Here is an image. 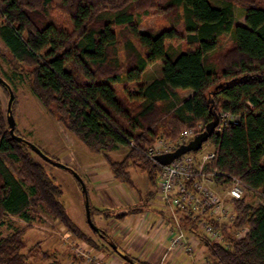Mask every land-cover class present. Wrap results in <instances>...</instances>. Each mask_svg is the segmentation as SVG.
<instances>
[{
  "label": "trees",
  "instance_id": "1",
  "mask_svg": "<svg viewBox=\"0 0 264 264\" xmlns=\"http://www.w3.org/2000/svg\"><path fill=\"white\" fill-rule=\"evenodd\" d=\"M235 4L245 11L244 23L236 22ZM148 8L170 16L171 26L140 30L141 11ZM0 21V38L15 66L6 74L8 81L1 77L10 85L12 79L27 77L46 111L103 155L114 177L132 188L129 170L134 164L157 192L159 165L148 158L147 149L162 139L176 143L199 124L202 132L216 113L219 125L202 146L210 143L215 153L208 170L219 171L220 185L239 177L245 192L263 202L253 205L245 194L228 200L234 217L222 228L247 232L239 238L230 234L227 246L196 236L208 264H264V0H168L163 5L154 0H0ZM117 26L123 28V38ZM225 34L232 37L231 47L211 58ZM175 38L185 41L183 50L167 46ZM159 60V77L132 91L117 89V84L141 81ZM180 90L191 95L180 98ZM16 103L15 98L14 116ZM223 111L238 121L222 125ZM120 147L127 150L125 158L112 159L110 153ZM33 154L11 136L0 98V264H33L22 251L23 229L1 233L7 216L31 223L34 208L104 252L105 246L73 222L59 200L61 186ZM92 231L107 241L108 249L116 245L102 229L103 235ZM47 258V264H63L57 257Z\"/></svg>",
  "mask_w": 264,
  "mask_h": 264
},
{
  "label": "rangeland",
  "instance_id": "2",
  "mask_svg": "<svg viewBox=\"0 0 264 264\" xmlns=\"http://www.w3.org/2000/svg\"><path fill=\"white\" fill-rule=\"evenodd\" d=\"M167 1L168 0H154L155 4L158 5H163ZM141 12V22L138 27L142 31L150 30L152 32H157L171 26L172 24V18L170 16L155 13V11H152L150 8H148L147 11L142 9ZM234 12L236 22L244 23L245 11L239 5L235 4ZM122 29V27H116L120 38H123V32H121ZM231 43V35L225 34L221 39L220 46L217 50L210 53V57L216 59L217 55L221 51H225L231 47ZM167 46H171L174 50L181 51L185 47V41H183L181 38H175L169 40L167 42ZM9 57L10 54L6 49L4 42L0 38V76H2L6 81H8L6 74L11 75L13 70H15V66H13L8 60ZM22 68L24 67L20 66V69ZM160 71L161 61L159 60L148 66L142 76L141 81L127 83L125 86L123 84H117L116 87L120 91H123L124 87H126L127 90L132 91L137 84L149 83L153 79L159 77ZM24 76L26 77V75ZM12 81L13 83H11L13 86L10 84L9 85L11 86L17 100V103L14 107V112L18 135L41 148L53 160L73 168L79 174L82 173L81 175L84 177L83 169L79 166L77 160L82 162H85L84 160H94L93 158L95 153H92V151L73 133L69 132L60 122L54 119V117H52L46 111L44 106L31 91L27 77L20 81L17 78L15 80L12 79ZM178 94L180 98H185L191 95V91L180 90ZM0 98L2 99L4 108L7 109L9 93L6 92L1 86ZM198 127H202V125L199 124L194 128ZM201 150L203 153L209 152V150H212V146L210 143H207ZM126 152L127 150L125 148L120 147L118 150L111 152L110 157L114 160H123L125 158ZM33 155L36 160L42 163L44 169L50 175L51 179L61 186L62 194L59 196V200L66 206L67 212L73 221L76 224L83 226L91 235L96 237L86 220L83 205L84 194L78 180L74 177L71 171L47 163L37 154ZM95 159L106 160L103 155L100 154H96ZM69 160H75V162H70ZM130 167L131 168L129 172L134 182V188L130 186V191L136 195L137 192H140V190L144 189L145 185L149 181V178L146 172H143L138 167H135L134 164H132ZM121 185L124 186L123 184ZM125 188L126 186L123 187V189ZM150 189H154L152 185H150ZM215 189L216 192L222 195V197L226 196V192L224 191L226 190L225 187H218ZM245 195L246 200L253 205L263 202L262 199L257 196V194L252 192H245ZM97 206L99 207L101 204ZM33 210L32 216H34L35 219L31 223H27L18 217L7 216L5 218L6 227H3L1 233L2 235H7L13 232L15 229H23L24 246L22 251L29 255V260L31 263L47 264L51 260L47 258L49 256L57 257L59 260H61V254H63L65 249L69 251L68 254L70 256L71 252L69 249L75 250L76 254H78V257H83L87 263L90 261L85 258V254L92 253L98 255L97 252H91V248L89 249L88 244L86 245L85 241H82L76 236L72 235L71 232H69L60 223V221L46 215L40 208H34ZM93 222L97 227L103 225V222L97 215H93ZM54 245H60L65 249L57 252ZM98 252L100 253L101 251ZM62 263L66 264L65 262Z\"/></svg>",
  "mask_w": 264,
  "mask_h": 264
},
{
  "label": "crops",
  "instance_id": "3",
  "mask_svg": "<svg viewBox=\"0 0 264 264\" xmlns=\"http://www.w3.org/2000/svg\"><path fill=\"white\" fill-rule=\"evenodd\" d=\"M95 155L94 160H84L85 162L77 160L83 169L84 177H82V173L80 175L87 187L92 219L93 215L99 217L103 225L98 228L102 229L115 242L117 249L129 257L135 258L138 262L146 264H204L206 249L200 240L195 239L196 237L191 234H188V237L195 246L192 253L178 248L168 253L167 258L163 260V254L170 240L171 217L168 208L159 199L155 186L151 190L148 182L143 190L137 192L136 195L133 194L128 184L114 177L107 160H96ZM69 161L75 162V160ZM121 184L126 188L123 189L124 186ZM83 203L85 210V198ZM100 204L101 206L98 207L97 205ZM76 225L90 235L98 245L105 246L104 252L99 253V250L88 245L91 252L98 254L90 253L92 256H96L104 264H130L110 245V249H108L106 246L108 243L103 238L95 237L83 226ZM85 244L87 245V243ZM54 247L57 252L65 249L60 245H54ZM69 250L71 256L67 249L61 254L62 262L66 264H97L92 260L87 263L83 257H78L75 250Z\"/></svg>",
  "mask_w": 264,
  "mask_h": 264
},
{
  "label": "built area",
  "instance_id": "4",
  "mask_svg": "<svg viewBox=\"0 0 264 264\" xmlns=\"http://www.w3.org/2000/svg\"><path fill=\"white\" fill-rule=\"evenodd\" d=\"M221 119L224 125L229 121L237 122L239 118L223 111ZM201 129L202 127L186 129L176 143L159 140L146 152L148 158L159 165L157 195L168 208L171 217L170 240L163 260L167 258L168 253L178 248L188 253L194 251L195 246L188 234L199 240L196 236L199 233L213 242L227 246L230 234L239 238L247 232V229H230L226 232L222 228L223 225L229 226L234 217L228 200L242 198L245 189L237 176H230L225 185L217 182L216 176L219 175V171L207 168L215 156L213 151L187 153L167 165H161L155 160L156 155L174 151L180 145L188 143ZM218 187H225V197L216 192L215 188ZM185 218L189 219L187 223L183 222ZM85 258L97 264H104L90 253L85 254ZM204 264H208L206 254Z\"/></svg>",
  "mask_w": 264,
  "mask_h": 264
},
{
  "label": "water",
  "instance_id": "5",
  "mask_svg": "<svg viewBox=\"0 0 264 264\" xmlns=\"http://www.w3.org/2000/svg\"><path fill=\"white\" fill-rule=\"evenodd\" d=\"M0 84L5 86L8 90V93H9V100H8V104H7V122L9 125V132H10L11 136L14 139H16L17 141L25 142L31 148V150L34 151L38 156H40L45 162L71 171V173L74 175V177L80 183L83 194H84L85 212H86L87 222H88V224L92 230L103 235L100 231V228H98L93 222L92 215H91L90 202H89V197H88V192H87V187H86V184H85L83 178L81 177V175L78 172H76L74 169H72L71 167H69V166H67L61 162L53 160L50 156L45 154L35 144H32L31 142L27 141L25 138H23V137H21L15 133L16 119H15V116H14L13 110H12V104H13V101L15 99V95L13 93L11 86L1 76H0ZM214 116H215V119L212 122L208 123L205 126V129L202 132L196 134L194 136V138L191 139L188 143L180 145L174 151L156 155L155 160L161 165H167V164H170L171 162H173L174 160H176L177 158H179L180 156H182L184 154L191 153V152H198L202 148L203 144L208 141L210 135L213 134L215 128L219 125V117L217 116L216 113H214ZM112 247L123 258H125L126 260L131 262L130 264H138V263H135L134 261L128 259V257L124 253L120 252L117 249L116 245H112Z\"/></svg>",
  "mask_w": 264,
  "mask_h": 264
}]
</instances>
